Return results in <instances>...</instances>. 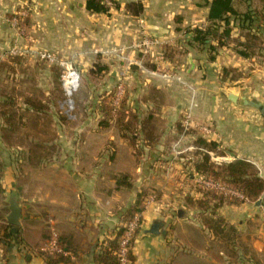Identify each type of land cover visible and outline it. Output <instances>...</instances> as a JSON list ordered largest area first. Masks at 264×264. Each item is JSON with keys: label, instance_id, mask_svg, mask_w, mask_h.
I'll list each match as a JSON object with an SVG mask.
<instances>
[{"label": "crops", "instance_id": "0c3cea01", "mask_svg": "<svg viewBox=\"0 0 264 264\" xmlns=\"http://www.w3.org/2000/svg\"><path fill=\"white\" fill-rule=\"evenodd\" d=\"M113 1L115 7L109 12L93 13L87 10V0H0V44L7 46L16 41L17 34L10 26H15L12 20L17 15H20L18 26H32V40L39 49L50 48L66 54L75 53L81 44L85 52L91 51V47L127 46L139 21L144 20L152 37L180 44L183 54L178 55L177 63L169 61L162 67L193 88V116L197 124L210 129L200 139L215 144L217 150L223 149L232 161L251 163L264 179V71L249 73L251 76L244 84L246 91L240 92L237 104L222 94V89L233 88L229 80L221 81V71L247 70L250 62L240 55L228 56L230 45L219 50L215 61H209L208 50L194 43L193 30L205 29L211 23L206 4L211 0ZM130 3L141 4L142 12L139 15L129 12ZM212 45L217 42L212 41ZM176 59L175 56V62ZM131 78L132 96L137 98L131 105L132 111L142 116L137 124L140 138L144 141V128L149 121L146 115H152L149 124L156 143L143 147L140 162L123 140V148L128 149L113 155L114 164L108 163V153H102L101 163L94 168H54L50 183L41 190V198L18 203L22 210L21 226H13L9 243L0 246V264H48L39 246L48 241L49 228L59 234L69 249L68 264H100L102 247L129 223L126 214L137 203L139 193L148 190H156L158 195L141 214L133 244V264H188L192 260L184 248L195 246L196 238L182 227L186 217H180L178 211L174 219L171 211L183 206L185 192L190 190L185 185L186 172L180 161L188 157L189 147L182 146V140L181 151L174 149L190 92L174 79L152 78L141 68L133 70ZM237 83L241 82L234 84ZM184 138L186 142L197 141L196 137ZM78 155L77 160L86 156L84 152ZM193 171L196 174V169ZM124 175L125 180L119 183ZM30 207L35 208L34 212ZM9 214L8 209L6 221ZM155 224L160 226L158 233L152 232Z\"/></svg>", "mask_w": 264, "mask_h": 264}, {"label": "rangeland", "instance_id": "374dc122", "mask_svg": "<svg viewBox=\"0 0 264 264\" xmlns=\"http://www.w3.org/2000/svg\"><path fill=\"white\" fill-rule=\"evenodd\" d=\"M112 4L109 9L115 7L113 0ZM235 6L240 13L250 10L253 19L249 26L253 27L233 26L231 37L225 45H230L232 49L227 55L231 57V54L239 55V50L248 51L251 57H241L250 63L247 70L223 69L221 81L232 82L230 87L233 90L228 91H235L240 98L241 93L246 91L244 84L251 76L249 73L253 70L264 71V0H238ZM17 17L19 20L20 15ZM211 26L210 23L202 30ZM10 28L17 34L16 41L7 46L0 44V226L12 199L17 203H25L26 199L41 198V190L50 183L54 168H94L101 163L102 153H108V163L114 164L115 161H111L113 155L128 147L135 154L137 162L141 161L143 147L148 145L140 138L137 126L142 116L138 111H132L131 106L137 101L131 90V67L136 65L152 78L174 79L190 92L189 104L178 125L179 138L174 146V149L181 151L180 141L184 140L182 146L189 147L186 149L188 157L180 158V161L186 172L185 185L190 190L185 192L183 206L171 208L174 219L178 211L180 217H186L182 227L196 238L193 243L195 246L184 248L189 258H192L188 264H264L263 200L252 202L245 196L243 200L232 198L197 182L212 180L224 184L218 177L204 176L197 170L195 174L193 169H196L203 155L209 157L210 165L215 168L225 167L233 161L223 149H209L198 144L201 134L206 132L193 116L194 90L181 77L165 72L162 67L169 61L171 64L177 63L178 55L183 54L180 44L156 38L159 44L153 49V55L145 56L133 49V43L140 39L144 31H147L148 36L151 35L146 26H137L133 40L127 46L109 49L91 47V51L85 52L81 44L75 53L66 54L50 48L39 49L32 40V26ZM220 30L219 33H222ZM203 49L208 50V60L211 61L212 56L217 58L222 47L215 54L208 46ZM39 52L53 54L54 61L42 60ZM84 58L91 60L85 62ZM71 67L79 75V86L72 96H68L64 77ZM102 67L104 71L99 70ZM142 82L144 85V79ZM236 82L241 83L234 84ZM121 112H124L125 119L118 125L117 119L121 117ZM146 117L149 120L152 115L147 114ZM187 120L191 121V126L186 125ZM190 136L196 137L197 141L186 142L184 137ZM123 140L128 147L123 148ZM83 152L85 158L77 160L78 154ZM175 156L179 158V155ZM125 177L121 176V180H125ZM157 195L156 190L141 191L137 203L126 214V219L131 221L137 215L142 219L141 214L147 211ZM259 201L260 205H257ZM30 208L34 212L35 208ZM207 222L217 230L215 234L204 226ZM49 229L47 232L50 235L52 230ZM122 229L125 231V225Z\"/></svg>", "mask_w": 264, "mask_h": 264}, {"label": "trees", "instance_id": "16d2710c", "mask_svg": "<svg viewBox=\"0 0 264 264\" xmlns=\"http://www.w3.org/2000/svg\"><path fill=\"white\" fill-rule=\"evenodd\" d=\"M238 0H211L207 1L209 6V22L212 26L207 30L196 29L194 30V41L200 46H208L210 51L215 54L218 48L224 47L227 45V40L230 39L232 28L237 24L240 27L244 28L247 25L248 29H252L253 26H249L252 23V14L250 10H247L245 13H240L236 7L235 2ZM241 1V0H239ZM87 10L93 13H107L109 8L103 4L101 0H87ZM129 12H134L136 15H139L142 12V5L139 3H130L127 5ZM216 27V28H213ZM251 27V28H250ZM223 29L222 33H219V29ZM212 41H216L217 45H212ZM245 47V44H241ZM238 54L242 57H251L249 52L245 50H239ZM216 56L211 57V61H215ZM104 71L105 68L102 67L99 69ZM125 119L124 112H121V117L117 119V124H122V121ZM152 118H149L148 124L151 123ZM146 125L144 131H146L144 142L151 146L156 143L154 132L152 131V126ZM130 122L127 124L129 127ZM135 135V134H134ZM135 142V140H134ZM198 144L203 147L212 149L215 144H208L206 141L200 139ZM196 170L198 173L208 176V177H218L222 179L224 184L241 191L248 201L256 202L259 199L263 200L264 203V179L259 176V173L255 166L249 162L243 160H236L225 167L215 168L210 165V160L207 155H203L201 161H198L196 164ZM218 171V172H216ZM251 171V172H250ZM226 181V182H224ZM119 183L122 180L118 181ZM130 220V219H129ZM219 222V221H218ZM204 226L211 230L213 234L217 232L210 223H204ZM12 229L13 226L9 225L8 222L4 219L2 225L0 226V246L7 245L9 240L12 238ZM124 234V229H121L117 237L108 242L101 249V254L98 256V261L100 264H118V251H119V241L122 235ZM51 238V233L47 237V240ZM47 242V241H46ZM59 245L63 250L68 253L67 255H58V256H47L44 255L48 264H68L69 263V249L65 246L62 238L59 236ZM129 258L133 264V253H130Z\"/></svg>", "mask_w": 264, "mask_h": 264}, {"label": "built area", "instance_id": "2783aa9c", "mask_svg": "<svg viewBox=\"0 0 264 264\" xmlns=\"http://www.w3.org/2000/svg\"><path fill=\"white\" fill-rule=\"evenodd\" d=\"M101 1L108 8L113 6L112 0H101ZM12 21L15 24V26H18L19 22L17 19H13ZM139 26L142 27L145 26V21L140 20ZM158 44H159V40H157L152 36H148L147 31H144L140 39L133 43V49L135 51H140L145 56H149V55H153L152 51ZM38 55L42 60L49 62H53L55 59V56L49 52H39ZM69 74H73L77 78V87L74 90L71 89L72 91H70V93H68L66 90L68 96H72L79 86V75L76 72H74L73 68L71 67L70 69H68V72L64 77V85L66 78ZM189 124L191 126V121L187 120L186 125L189 126ZM202 130L205 131L206 133H210V129L207 127H202ZM222 159L223 161H225L224 158ZM197 182L205 185L211 190L225 194L232 198H237L242 200L244 199V195L242 193L238 192L236 189L232 187H229L225 184H221L220 182H216L212 180L211 181L198 180ZM140 224H141V219L140 216L137 215L127 225H125L126 229L119 241L118 264H132L129 256L130 253L133 251L135 236L140 228ZM58 240H59V234L56 231H52L51 238L46 242L45 246L41 248V252L47 256L67 255L68 253H66L63 250V248L59 245Z\"/></svg>", "mask_w": 264, "mask_h": 264}, {"label": "water", "instance_id": "95a60500", "mask_svg": "<svg viewBox=\"0 0 264 264\" xmlns=\"http://www.w3.org/2000/svg\"><path fill=\"white\" fill-rule=\"evenodd\" d=\"M131 69H138V67L136 65H133L131 67ZM223 94L234 104H237L238 102V98H239V94L238 93H234V92H230L228 90H224L222 91ZM257 205H260V201L257 203ZM10 214L7 217V222L9 225L14 226V227H20L21 226V218H22V210L19 207V204L15 201V200H11L10 202ZM159 224H155L154 228L152 230L153 233H158L159 232Z\"/></svg>", "mask_w": 264, "mask_h": 264}, {"label": "bare ground", "instance_id": "6f19581e", "mask_svg": "<svg viewBox=\"0 0 264 264\" xmlns=\"http://www.w3.org/2000/svg\"><path fill=\"white\" fill-rule=\"evenodd\" d=\"M64 87L67 92L70 93V91L74 90L77 87V78L73 74H69L66 78Z\"/></svg>", "mask_w": 264, "mask_h": 264}]
</instances>
